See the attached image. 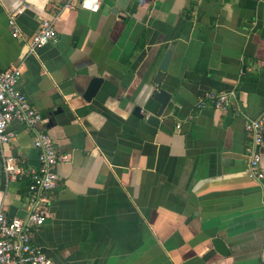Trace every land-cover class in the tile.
Listing matches in <instances>:
<instances>
[{
  "label": "crops",
  "instance_id": "0c3cea01",
  "mask_svg": "<svg viewBox=\"0 0 264 264\" xmlns=\"http://www.w3.org/2000/svg\"><path fill=\"white\" fill-rule=\"evenodd\" d=\"M63 1L0 0V69L22 66L18 89L69 155L34 241L59 264H262L264 199L248 175L245 122L264 113V0H102L97 12ZM44 18L57 40L29 53ZM168 50L161 86L172 98L153 125ZM94 76L103 81L86 100ZM208 91H233L232 105L199 107ZM10 129L0 210L24 217L30 178L9 180L3 157L31 170L39 152L30 130Z\"/></svg>",
  "mask_w": 264,
  "mask_h": 264
},
{
  "label": "built area",
  "instance_id": "2783aa9c",
  "mask_svg": "<svg viewBox=\"0 0 264 264\" xmlns=\"http://www.w3.org/2000/svg\"><path fill=\"white\" fill-rule=\"evenodd\" d=\"M102 0H64L66 8H82L92 12L100 9ZM15 13L8 19L14 37L21 36V29ZM55 20L44 18L38 30L28 39L29 53L57 40ZM22 74V66L14 65L0 69V144H10L17 133L10 129L13 121L19 122L33 134L34 146L39 152L37 168L27 170L11 154H4L3 166L9 180L24 176L30 178L28 184L29 208L24 217H9L0 210V264H59L48 256L34 241V232L42 227L52 216V192L59 184L58 164L68 161L69 155L60 152L45 128L47 118L32 105L25 93L17 87ZM234 100L233 91H208L199 99L198 106L211 104L216 109H228ZM245 129L250 134L246 148L248 175L260 184L264 199V169L262 151L264 148V113L247 119ZM262 264H264V243L262 245Z\"/></svg>",
  "mask_w": 264,
  "mask_h": 264
},
{
  "label": "water",
  "instance_id": "95a60500",
  "mask_svg": "<svg viewBox=\"0 0 264 264\" xmlns=\"http://www.w3.org/2000/svg\"><path fill=\"white\" fill-rule=\"evenodd\" d=\"M171 55H172V51L168 50L163 59L162 62L160 64V69L162 71H160L158 73V75L156 76L154 83L156 84V90L153 92L152 98L156 101H158L160 103V107L157 110L156 114H149L147 117V121L150 124L156 125L158 124L160 115L164 112V109L166 108V106L168 105V103L171 101L172 98V93L170 91H168L167 89L163 88L162 85V79H163V70H166L168 67V64L170 62L171 59ZM103 78L100 76H94L90 82L88 87L86 88V90L83 93V97L86 100H91L97 93L98 89L100 88L101 84H102ZM142 110L141 107L137 106L135 109V113H137L139 116H143L142 113H139Z\"/></svg>",
  "mask_w": 264,
  "mask_h": 264
}]
</instances>
